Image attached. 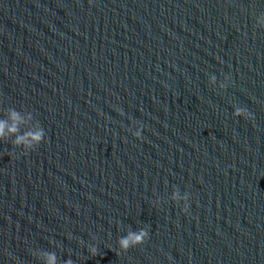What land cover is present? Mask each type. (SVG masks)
<instances>
[{
    "label": "water",
    "instance_id": "1",
    "mask_svg": "<svg viewBox=\"0 0 264 264\" xmlns=\"http://www.w3.org/2000/svg\"><path fill=\"white\" fill-rule=\"evenodd\" d=\"M13 111L0 264H264V0H0Z\"/></svg>",
    "mask_w": 264,
    "mask_h": 264
},
{
    "label": "clouds",
    "instance_id": "2",
    "mask_svg": "<svg viewBox=\"0 0 264 264\" xmlns=\"http://www.w3.org/2000/svg\"><path fill=\"white\" fill-rule=\"evenodd\" d=\"M215 76L211 77V82L215 83ZM220 87H225L224 84H221ZM10 119L12 121L11 125L4 120H0V139L6 138L7 135L16 134L18 132V125L24 123V119L15 111L11 112ZM233 115L235 117H245L251 118L250 114L242 108H235ZM140 130H137L134 135L136 137L140 136ZM45 139V133L41 130L37 131H29L23 135H17L15 141L13 142L15 146L20 147L22 146L25 150H34L37 145L42 143ZM173 199L182 200L184 201V208L183 211H188L187 205V197H177L174 196ZM148 231L147 230H140L139 232H129L127 236L121 238L119 240V248L122 251H127L129 248L136 247L141 245L147 238H148ZM88 251L92 254L96 253L95 246H89ZM45 264H57V258L55 254H47L45 256ZM65 264H71V261H66Z\"/></svg>",
    "mask_w": 264,
    "mask_h": 264
}]
</instances>
